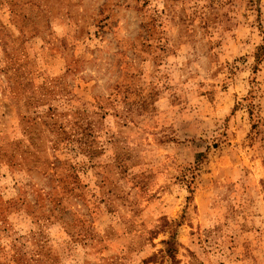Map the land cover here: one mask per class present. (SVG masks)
I'll use <instances>...</instances> for the list:
<instances>
[{
  "label": "rangeland",
  "instance_id": "374dc122",
  "mask_svg": "<svg viewBox=\"0 0 264 264\" xmlns=\"http://www.w3.org/2000/svg\"><path fill=\"white\" fill-rule=\"evenodd\" d=\"M0 264H264V0H0Z\"/></svg>",
  "mask_w": 264,
  "mask_h": 264
}]
</instances>
